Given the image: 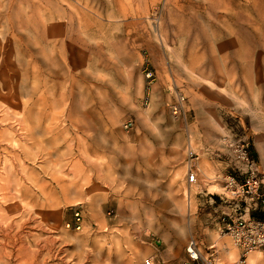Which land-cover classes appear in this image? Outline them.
Instances as JSON below:
<instances>
[{
  "label": "rangeland",
  "instance_id": "374dc122",
  "mask_svg": "<svg viewBox=\"0 0 264 264\" xmlns=\"http://www.w3.org/2000/svg\"><path fill=\"white\" fill-rule=\"evenodd\" d=\"M0 118V264H182L191 238L238 264L223 187L235 141L264 182V0H0Z\"/></svg>",
  "mask_w": 264,
  "mask_h": 264
},
{
  "label": "built area",
  "instance_id": "2783aa9c",
  "mask_svg": "<svg viewBox=\"0 0 264 264\" xmlns=\"http://www.w3.org/2000/svg\"><path fill=\"white\" fill-rule=\"evenodd\" d=\"M146 77L151 79L153 73L147 71ZM131 126L130 121L123 124L125 129H129ZM229 149L238 165L236 173L242 176L243 179L238 181L235 175L228 176L225 179L223 189L228 193H233L237 198L240 197L238 199L243 204L241 209L243 214H237L240 208L235 209L233 215L225 214L221 218L223 226L221 232H225L230 236L234 247L240 250L238 264H244L248 254L255 250L264 249V219L258 220L251 217V213L261 208L264 209V191L260 188V185H263L264 182L257 163L250 154L248 143L235 141L229 144ZM225 200H227V196ZM65 227L76 231L83 228V213L80 206L73 207L72 220L67 222ZM159 243L160 240L155 239V244ZM185 251L186 258L182 264H218L211 257H202L199 251V242L194 238L188 241ZM146 264L166 263L158 253H155L147 258Z\"/></svg>",
  "mask_w": 264,
  "mask_h": 264
},
{
  "label": "bare ground",
  "instance_id": "6f19581e",
  "mask_svg": "<svg viewBox=\"0 0 264 264\" xmlns=\"http://www.w3.org/2000/svg\"><path fill=\"white\" fill-rule=\"evenodd\" d=\"M105 32V31H104ZM93 34V33H92ZM65 36H66V34H65ZM165 41V40H164ZM26 91V90H25ZM28 93V92H27ZM2 111V110H1ZM4 114V113H3ZM2 116V115H1ZM1 119V118H0ZM15 123V122H14ZM18 125V124H17ZM19 128V127H18ZM20 135V134H19ZM18 138H19V136H17ZM21 137V136H20ZM20 139V138H19ZM21 140H22V138H21ZM189 145V144H188ZM15 147H16V145H15ZM8 151V150H7ZM11 152V151H10ZM15 153V152H14ZM13 153V154H14ZM5 157V156H4ZM13 159H14V157H13ZM15 162V161H14ZM10 163H11V160H10ZM1 165V164H0ZM3 166V165H2ZM1 168V167H0ZM3 169V168H2ZM0 171H1V169H0ZM4 173V172H3ZM1 174V173H0ZM6 177V176H5ZM4 195V194H3ZM1 197V196H0ZM15 229V228H14ZM26 235V234H25ZM15 236V235H14ZM23 243V242H22ZM199 251H200V246H199ZM201 253V252H200ZM36 257V256H35ZM254 261H255V258L253 257V255L252 256H250L249 257V264H253L254 263Z\"/></svg>",
  "mask_w": 264,
  "mask_h": 264
},
{
  "label": "trees",
  "instance_id": "16d2710c",
  "mask_svg": "<svg viewBox=\"0 0 264 264\" xmlns=\"http://www.w3.org/2000/svg\"><path fill=\"white\" fill-rule=\"evenodd\" d=\"M251 217L255 218V219H258V220H262L264 219V217H259V216H256L255 213H251Z\"/></svg>",
  "mask_w": 264,
  "mask_h": 264
},
{
  "label": "crops",
  "instance_id": "0c3cea01",
  "mask_svg": "<svg viewBox=\"0 0 264 264\" xmlns=\"http://www.w3.org/2000/svg\"><path fill=\"white\" fill-rule=\"evenodd\" d=\"M233 210V209H232ZM231 210V211H232ZM260 210H262L263 211V217H264V209H260ZM233 213H234V210H233ZM218 224V223H217ZM192 239V238H191ZM237 250V252H238V255H239V257H240V250H238V249H236ZM248 257V256H247ZM247 261V258H246V260H245V262ZM248 263V262H247Z\"/></svg>",
  "mask_w": 264,
  "mask_h": 264
}]
</instances>
